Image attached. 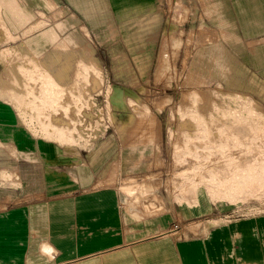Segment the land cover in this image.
<instances>
[{
    "label": "crops",
    "instance_id": "0c3cea01",
    "mask_svg": "<svg viewBox=\"0 0 264 264\" xmlns=\"http://www.w3.org/2000/svg\"><path fill=\"white\" fill-rule=\"evenodd\" d=\"M152 1L68 0L86 19L135 14ZM44 5L53 11L48 29L31 1L0 0V42L20 40L0 50V95L27 136L55 152L82 141L69 138L81 134L80 128L102 127L83 114L86 109L75 115V95L61 87L86 85L92 100L95 72L102 71L93 54L74 50L83 44L77 20L58 18L50 0ZM203 10L199 19L213 40L193 48L187 75L198 84L212 82L251 98L264 109V0H209ZM139 23L141 16L120 23L122 40L140 36ZM81 95L90 102L88 93ZM8 121L0 118V149L13 152ZM147 129L108 126L88 151L24 163L23 181L0 169V192L10 186L30 196L21 206L0 203V264H264V220L233 224L231 230H253L242 236H163L175 223L205 218V190L163 213L146 216L144 210L127 209L120 187L154 170V141L162 129ZM57 134L64 139L58 141ZM45 164L53 167H29ZM43 195L48 199L40 200Z\"/></svg>",
    "mask_w": 264,
    "mask_h": 264
},
{
    "label": "rangeland",
    "instance_id": "374dc122",
    "mask_svg": "<svg viewBox=\"0 0 264 264\" xmlns=\"http://www.w3.org/2000/svg\"><path fill=\"white\" fill-rule=\"evenodd\" d=\"M23 1H31L39 8L40 14L37 17L43 22L44 29H48L49 21L53 18V11L44 5V0H20L21 3ZM50 1L55 3L58 18L66 20L72 17L77 20L75 28L80 30L83 44L75 47L74 50L83 55L85 51L93 54L102 71V73L97 70L95 72L92 100L89 96L91 91L81 89V91H88V97H90V102L88 101L90 106L83 114L102 127L97 130L91 129L89 132L80 128L81 134H71L69 138L82 141L73 145L64 144L61 148L57 147L55 152L53 148L52 151H48L50 148L46 147L50 145L42 148L38 139L27 136L22 130L23 126L10 117L8 108L5 107L0 95V103H2L0 118L9 119L8 128L11 129V143L14 145L13 152L0 149V169L4 167L7 172L12 173L13 178L17 175V178L23 181L24 176L21 170L25 167L24 163H37L42 162L41 160L49 163V158L68 157L78 150L88 151L95 140L104 134L103 129L108 126L136 124L152 130L158 125L162 133L154 141V170L141 179L125 181V185L144 187V193L136 192L133 195H127L120 187L125 194L124 203L127 209L144 210L146 216L163 213L172 210L180 200H190L198 189L205 190L207 204L205 218L199 221L175 223L163 236L179 239L181 236H214L217 232L218 236L232 235L235 237L253 231L231 230V226L242 220H264V163L260 165L255 162L251 163L253 171H257L249 182L258 190L247 188L237 198L216 194L215 181L208 177L210 169H214L209 166V162L213 164L223 157L216 152L217 147L214 148L213 140L207 139L209 145L200 142L203 139L199 140L197 136L200 137L206 133L198 124L200 130L197 129L196 123L199 121H191L187 114L194 110L198 116L203 115L208 121L211 118L209 114L215 113L216 108L225 109L227 105L234 106L235 102L243 99L248 100L244 108H250L259 120H264V109L251 98L229 92L228 89L214 85L212 82L198 84L196 80L190 79L187 75L193 48L208 40H213V35L204 30L206 23L199 19L200 12H204V5L206 6L209 0H153L141 5L135 14L112 13L95 19L84 18L68 0ZM138 16H141V23L138 24L141 28L140 36L139 34L135 37L126 36L122 40L118 25ZM40 31H34L28 37H33ZM199 33L202 35L198 37ZM13 42L18 45L20 40H11L9 43L0 42V50L8 47L9 44L12 45ZM164 44L167 45L164 46ZM165 48L168 49V53L164 56ZM162 59L166 63L159 68ZM2 68L3 64L0 62V71ZM61 87L73 89V86ZM253 127L256 130L253 132L255 136L251 141L253 143L257 140L262 141L260 152L263 156L259 157L262 159L264 157L262 128L256 122ZM220 128L224 131L229 130L227 127L220 126ZM149 140L151 139L148 138L147 141ZM84 143L90 145L86 147ZM199 144L203 147H199ZM237 145L243 146V142H238ZM177 147L180 148L176 149ZM250 147L246 146L245 150ZM200 149H205L206 153L196 157L195 154L197 155V151L200 153ZM232 149L235 158L238 156L241 159L240 154L246 152L241 148ZM256 151L253 150V153ZM179 157L183 158L179 159ZM188 161L193 163L187 165ZM29 167L48 169L53 165H29ZM11 181L12 179L8 180V183L10 184ZM121 184L123 185L124 181ZM8 187L5 192H0L1 204L13 207L27 203V197L30 198V196L24 188L15 190ZM187 188L194 191L187 190ZM39 199L47 200L48 196L43 195ZM149 202L155 203L158 207L146 208ZM136 215L139 216L138 213Z\"/></svg>",
    "mask_w": 264,
    "mask_h": 264
},
{
    "label": "bare ground",
    "instance_id": "6f19581e",
    "mask_svg": "<svg viewBox=\"0 0 264 264\" xmlns=\"http://www.w3.org/2000/svg\"><path fill=\"white\" fill-rule=\"evenodd\" d=\"M166 45L167 44H164V46H166ZM165 53H168V49H166V48L163 50L164 56L166 55ZM165 63H166V61H164L162 59L161 63L159 64V68H161ZM90 71H92V69L87 70V75L84 74L83 80H88L89 75H90ZM45 77H48V76H45ZM83 86H84V90H85L86 85H83ZM81 89H82L81 85L79 86V84H74L73 89L69 90L71 95H75L74 101H73L74 108H75V113H74L75 115H80L82 109H88L90 106L86 97L81 95L82 93H87V91H81ZM74 92L79 93L80 95L75 94ZM88 98L90 99V97H88ZM247 101L242 99V100H239L238 102H235L234 106L227 105L225 109L216 108L215 113L209 114V117H211V118L208 121H206V119L203 117V115L198 116L196 114L197 112H195L194 110L187 112V114L191 118V121H193V120L199 121V123H196L197 121L195 122L196 128L200 130V128L198 127V126H200L202 128L201 130L204 133H206L203 136H200V137L197 136V138L199 140H201V139L204 140V141L201 140L200 142H203L202 144L206 143V145H207L208 144L207 141L209 139L213 140L214 141V143H213L214 148L217 147L216 152L220 155V157H223V158H220L217 160L214 159L216 161L215 162L213 161L214 162V163L212 162L213 164H211V162H209V166L214 167V169L213 168L210 169V176H208V177H210V179H213L215 181L216 194H220L221 196H225L228 198H231V197L237 198L238 196H240L241 192H244V190L247 188H250L254 191L258 190V188H256L255 185H250V182H249V179L257 171V170L253 171L251 163L255 162L258 165H260L261 163H264V157L262 159L259 158L260 156H263V155H261V152H260V148L262 147V145L260 143L262 141L257 140L254 143H253V141H251V139L255 136V134H253L254 130H256L255 127H253L255 122L258 123V125H261V128H262L261 137H264V120H262V119L259 120V118H257L255 116V114H253L251 112L250 108H244ZM243 110H245V111H243ZM187 119H185V120H187ZM81 120H83V119H81ZM78 121H79V119L77 118L76 122H78ZM208 123L210 124L209 126L207 125ZM197 124H198V126H197ZM218 125H220L221 127H227L229 130L224 131ZM65 135H69V134H64V136ZM187 135H189L188 132H187ZM201 135H202V132H201ZM256 136H259V135H256ZM61 139H64L63 135L57 134V140L59 141ZM76 140H78V139H76ZM186 141H187V139H186ZM233 142H237V143L243 142V146H241L242 144L237 145V143H233ZM195 144L197 145V142ZM198 146L203 147L200 144ZM246 146H251V147L247 148L245 150ZM253 147H256L257 149L251 150V148H253ZM179 148L177 147L176 149H179ZM182 148H184V147H182ZM230 148L231 149L233 148L232 150H234L235 148H237V149L241 148V149L245 150L246 152L243 153L241 151L242 152L240 154L241 159L238 156H237V158H235L233 156L234 152L231 151ZM253 150H257L256 153H253ZM184 151H185V149H184ZM186 152L189 153V151H186ZM192 152H193V150H192ZM204 153H206L205 149H200V153H199V151H197V155L195 153L194 154L196 157L197 156L199 157V156H202ZM186 156H189V155H186ZM192 156L194 157V155H192ZM182 158L183 157H179V159H182ZM185 161H187L186 158H185ZM188 163L190 164L193 162L188 161L187 165H189ZM179 170L183 171V169H179ZM257 186H259V185H257ZM143 188L144 187H142V186L139 187L137 185H123L121 187V189L127 195L132 193L133 191H136V190L139 193H144ZM188 189L189 188H187V190ZM189 190L194 191L192 189H189ZM144 200H146V199H144ZM148 205L155 206V203H152V202L147 203L146 208ZM156 207H158V206H156Z\"/></svg>",
    "mask_w": 264,
    "mask_h": 264
}]
</instances>
